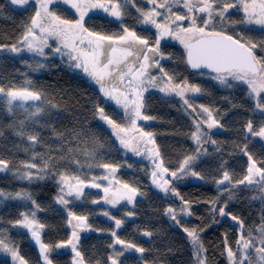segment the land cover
I'll list each match as a JSON object with an SVG mask.
<instances>
[{
    "label": "trees",
    "instance_id": "trees-1",
    "mask_svg": "<svg viewBox=\"0 0 264 264\" xmlns=\"http://www.w3.org/2000/svg\"><path fill=\"white\" fill-rule=\"evenodd\" d=\"M53 8L64 19L76 20L79 17L76 10L69 5L59 4ZM36 9L34 4L18 7L12 5L10 0H0V45L17 44L25 30L24 26L30 23ZM127 13L123 21L115 22L102 9H93V14L85 16V26L90 31L112 35L121 33L123 24L130 30L135 29L139 35L150 34V30L140 28L136 6L127 9ZM229 15L238 20L243 13L231 11ZM226 31L234 36L239 33L257 42L264 40V31L259 27L238 24L235 29L226 26ZM48 44L51 47L44 49L45 56L27 50L19 53L9 52L7 48L0 50V87L20 88L28 86L26 81L30 80L37 90L45 93V101L58 105L52 109L45 104V113L29 118L20 110L9 112L6 103L0 98V159L9 162V170L0 172V190L12 194L27 191L31 194L32 199L42 209L37 210L36 218L45 225L41 232L43 242L56 244L70 238L71 229L66 223V207L55 200L59 194L60 174L76 175L91 181L92 177H102L103 174L96 164L110 163L118 167L111 184L112 191L128 184L144 195H138L134 207H130L125 200L113 206L103 200V188L109 186L103 185L101 179H97L96 183H100L101 188H84V196L80 200L68 197L73 202L67 208L77 214L87 215L88 224L93 229L103 230L80 232L78 248L87 264H110L108 257L114 254V250L109 247V244L114 243L110 234L114 229V221L103 215L105 211L124 220L122 226L115 229L121 239L146 249L143 254L134 250L126 251L119 257L120 264H198L191 238L183 228L203 229L198 234L206 249V264H231L225 238L227 246L237 251V240L242 229L230 216L220 217L218 213H214L209 202L218 198L217 208L227 203L226 213L243 221L246 236L249 230H253L254 237L258 236L256 230L264 222L261 220L264 216V199H261L258 186L241 185L233 189L234 196L229 200L228 193L223 191L224 186L215 183L221 178L223 170H227L234 179L242 178L246 174L248 159L241 151L245 143L258 163L264 160V142L260 137L248 134L245 129L249 120L252 121L254 129L264 125V112L255 107L256 100L249 95L248 86L242 82H234L231 87L221 86L209 78L208 74L195 73L188 69L184 51L176 44L169 43L163 47V51L171 55L165 71L174 74L177 80L187 79L190 84L205 89L206 94L191 97L192 102L212 108L222 125L208 130L211 138L218 144H205L208 154L202 155L193 165L204 179L192 176L172 179V186L185 200L192 202L193 215H178V225L165 214V210L172 207L179 213L182 201L157 188L150 175L153 170L151 161L121 147L106 124L94 115L95 108L99 105L117 122H124L126 118L123 110L110 103L84 76L82 70L80 72L78 68L70 67V63L75 62H70L67 55L53 51L56 47H61L56 37H48ZM63 51L66 50L62 49ZM255 54L258 59L264 58V51L259 47ZM37 63L44 67L33 71ZM144 100L146 107L143 111L155 119L146 123L138 121V124L145 131L155 134L164 166L175 171L183 158L190 155L196 147L191 133L195 131L197 115L191 109L185 110L179 97L165 96L156 88H149L144 93ZM21 121L25 122L23 126ZM20 131L25 135H17ZM33 133L39 136L35 145L27 139V134ZM56 133H63V140ZM217 147L220 151H216ZM69 149L73 151L69 153ZM88 152H92L93 156L87 155ZM49 156L52 159L44 179L22 180L15 174L21 162L36 163L39 167ZM73 159L79 160L80 166L72 163ZM31 171L35 174L37 169ZM165 179L171 178L166 175ZM92 200H99L100 203L93 204ZM33 208L29 200L0 198V233L10 245L18 247L20 255L28 264H41L40 257L30 244L29 232L9 223L18 219L21 212ZM128 212H133L134 215L127 216ZM145 231L151 232L152 236H145ZM120 249L121 246L116 245L115 250ZM73 255L70 248H61L50 253V258L53 264H72ZM0 264L14 262L0 256Z\"/></svg>",
    "mask_w": 264,
    "mask_h": 264
},
{
    "label": "snow or ice",
    "instance_id": "snow-or-ice-1",
    "mask_svg": "<svg viewBox=\"0 0 264 264\" xmlns=\"http://www.w3.org/2000/svg\"><path fill=\"white\" fill-rule=\"evenodd\" d=\"M29 2L30 0H10L12 5L20 6L28 5ZM147 2L152 5L150 9L143 10L136 7V11L140 13L137 17L140 24L151 25L157 30L156 38L151 43L148 38L138 35L135 30H130L123 24H121V33L112 35L90 31L85 26V16L90 9H102L110 16L120 20L125 14L122 9L128 5L135 7V0H36L38 8L34 16L31 17L30 23L24 26L25 30L17 44L0 45V50L7 48L9 52L13 53L27 50L45 56L44 49L51 47L48 44V37H56L60 41L61 47H56L53 51L67 55L70 62H75L70 63V67L82 69L100 85V91L104 97L114 101L123 109V115L126 118L124 122H117L99 105L96 106L94 115L111 128L121 147L137 156H145L151 161L153 170L150 175L152 183L157 188L182 201L179 213L172 207L165 210V214L179 225L178 215H193L192 202L185 200L172 186V179H183L186 176L204 179V176L196 171L193 165L202 155L208 154V150L204 148L205 144L217 145L218 142L211 138L210 131L205 130L203 125H206L208 130L222 127V125L214 115L212 108L195 105L188 95L189 93L193 95L206 94L205 89L199 85L190 84L187 79L177 80L174 74L165 71L161 61L171 59V55L165 56L160 50V42L165 37L178 40L186 50V64L195 70L208 69L215 73L212 78L219 81L221 85L231 87L232 81L246 84L249 95L256 100L255 107L264 112V58L258 59L255 54L258 47L264 51V40L257 42L251 38H245L239 33L234 36L226 31V26L235 29L238 24L258 26L261 31H264V0H147ZM59 4L69 5L75 9L79 14L78 19L68 20L58 15L57 10L52 6ZM179 7L186 9V12L180 14L173 11V8ZM160 9L164 11H160ZM230 10H239L243 16L238 20L232 19L229 15ZM196 13L202 15L198 16ZM184 21L188 22L187 26L184 25ZM62 49L66 51L62 52ZM42 67H44L43 64L37 63L33 71ZM153 68L158 70L159 76L153 75L149 71ZM201 74H203L202 71ZM26 85L28 86L9 89L0 87V98H3L9 112L12 111L14 102L17 101L20 102L18 106L21 108L28 101L39 102V104L33 105L34 111L29 112V118L45 113V104L52 109L58 107L51 101H45V93L37 90L32 85V81H26ZM149 88H156L165 96L179 97L185 110L191 109L197 116L202 117V120L195 123V131L191 133V139L196 147L190 155L183 158L175 171H170L164 166L163 158L155 141V134L145 131L138 124V121L155 119L143 111L146 107L144 93ZM20 123L23 126L25 122L21 121ZM245 129L251 136L264 139V125L254 129L252 121L249 120ZM17 135L24 136L25 133L20 131L17 132ZM56 135L63 140V133H56ZM27 139L35 145L39 141V136L34 133L27 134ZM245 139L247 140L248 136ZM72 151V149L68 150L69 153ZM216 151H220V148L217 147ZM241 151L248 159L246 174L242 178L234 179L227 170H223L221 178L217 179L215 183L218 186H224L223 191L228 193L229 200L234 196L233 189L239 188L241 185L245 187L258 186L261 199H264V166H260L264 165V160L258 163L249 153L247 143L241 147ZM87 155L91 157L93 153L88 152ZM51 159L52 157L49 156L39 167L36 163L21 162V166L15 174L22 180L44 179L45 174L49 171ZM72 163L80 166L79 160L73 159ZM95 166L106 169L108 175L93 177L91 181H87L76 175L60 174L59 194L55 200L58 204L66 207V223L70 227L71 233L70 238L66 241L56 244L45 243L41 239V232L45 225L36 218V212L42 209L32 199L30 193L22 191L12 194L0 190V198L29 200L34 206L30 211L21 212L18 219L9 221V223L13 227L24 228L31 234V238L39 245L43 264H53L50 253L61 248H70L74 253L72 264H86L84 255L78 248L80 232L103 230L93 229L88 224L87 215L77 214L67 206L73 202L68 197L80 200L84 196V188H101L102 185L94 181L97 179L108 180L109 176L114 177L118 170L117 166L110 163H99ZM221 168H223V163ZM32 169H37V172L34 174ZM6 170H9V162L0 159V172ZM166 175L171 179H165ZM103 192L104 202L113 206L120 203L121 200L134 203L136 195H144L137 188L128 184L121 185L115 191L111 190L110 185L104 187ZM91 203L98 204L100 201L92 200ZM209 203L212 204L214 213H218L220 217L230 216L232 220L237 221L238 226L242 229L237 240V251H233L231 246H227L225 238L226 251L231 264H264V222L260 223L256 230L259 233L258 236H253V230H249L246 236L243 231V221L237 216L226 213L227 203L219 208L216 207L219 203L218 198ZM103 215L114 221V229L110 232L114 243L109 244V247L114 250V254L108 257L110 264H120L119 257L128 250H134L141 254L146 251L143 247L121 239L117 235L115 229H119L124 220L111 216L108 211L103 212ZM126 215L132 216L134 213L128 212ZM261 220L264 221V216L261 217ZM183 231L191 238L192 245L196 249L198 264H206L205 258H201V252L206 249H204L198 234L203 229L183 228ZM143 234L152 236V233L147 231ZM116 245H120L121 249L115 250ZM0 252L9 254L14 264H28V261L20 255L18 247L10 245L2 233H0Z\"/></svg>",
    "mask_w": 264,
    "mask_h": 264
},
{
    "label": "flooded vegetation",
    "instance_id": "flooded-vegetation-1",
    "mask_svg": "<svg viewBox=\"0 0 264 264\" xmlns=\"http://www.w3.org/2000/svg\"><path fill=\"white\" fill-rule=\"evenodd\" d=\"M140 2H141V3H140ZM138 3H139V7H140L141 9H143V10H148V9H150V8L152 7V5L149 4V3L147 2V0H135V6H136V7H137V4H138ZM29 4H34V5L38 8V5L36 4V0H30ZM131 7H133V6H132V5H128V6L125 8L126 10L124 9V10H125V11H124L125 14L123 15V17H122L120 20L116 19L115 17L110 16L108 13L104 12L103 10H102V12L105 13V14H107L111 20H113V21H115V22H120V21H123V20L125 19V15L128 14V13H127V9H130ZM94 10L97 11V9H94ZM160 11H164V10H163V9H160ZM173 11H176V12H179L180 14H183L184 12H186V9H183L182 7H179V8H173ZM231 11H239V10H231ZM231 11H230V12H231ZM239 12H241V11H239ZM241 13H242V12H241ZM139 15H140V13H139ZM196 15L199 16V15H202V14H200V13H196ZM183 23H184L185 26H187V24H188L187 21H184ZM139 26H140V28L147 29V30H150V31H151L150 34H143V35H141V36L148 38L150 43H151L152 41L155 40L157 30H156L153 26H151V25H142V24H140V23H139ZM217 27H219V25H218ZM253 27H256V26L253 25ZM257 27H258V26H257ZM133 30H135V29H133ZM135 31H136V30H135ZM136 32H137V31H136ZM116 34H120V33H116ZM138 35H139V34H138ZM231 35H232V34H231ZM169 43L176 44L178 47H180V48L184 51L185 60H186V50L184 49L183 45H182L178 40H176V39H174V38H172V37H165V38L162 39L161 42H160V50L165 54V56H168L169 54H167V53H165V52L163 51V47H164L165 45L169 44ZM170 60H171V59H165V60H162V61H161V64L163 65L164 69H165V65H166V63H168ZM187 67H188V69H191L190 66L187 65ZM149 71H150L153 75H156V76H159V75H160V73L158 72V70H156L155 68L150 69ZM206 74H208V73H206ZM210 75H211V76H215V73L208 74L207 76H210ZM86 78H87V77H86ZM87 79H88V78H87ZM211 79H213V78L211 77ZM88 80H89V79H88ZM213 80H215V79H213ZM215 81L219 83V81H217V80H215ZM93 82H94V80H93ZM93 86H94V87H97V88L100 90V88L98 87V84L93 83ZM105 98H106V97H105ZM108 100H109V99H108ZM109 101H110V100H109ZM112 103H113V102H112ZM115 106L118 107L119 109H122V108H120L118 105H115ZM122 110H123V109H122Z\"/></svg>",
    "mask_w": 264,
    "mask_h": 264
},
{
    "label": "rangeland",
    "instance_id": "rangeland-1",
    "mask_svg": "<svg viewBox=\"0 0 264 264\" xmlns=\"http://www.w3.org/2000/svg\"><path fill=\"white\" fill-rule=\"evenodd\" d=\"M18 7H20V5H17ZM23 6H25V5H23ZM52 7H54V5L52 6ZM125 9V8H124ZM124 9H122L123 11H124ZM231 11V10H230ZM93 14V9H90L89 11H88V13H87V16H89V14ZM257 27V26H256ZM218 29H219V27H218ZM80 72H81V70L82 69H78ZM82 72H83V70H82ZM83 74H84V76L85 77H87L88 79H89V81H90V83L91 84H93V83H96L95 81L93 82V80L86 74V73H84L83 72ZM209 78H211V77H213V76H208ZM234 82H240V81H232L231 83H234ZM97 84V83H96ZM219 85H221L220 83H218ZM222 86V85H221ZM98 87L100 88V85L98 84ZM103 94V93H102ZM190 97H194V96H196V95H193V94H191V93H189L188 94ZM3 99V98H2ZM110 103L111 102H113L114 104H115V102L114 101H109ZM19 101H17V102H14V105H13V109H12V111L11 112H14V111H18V110H20V111H23L24 113H25V115L26 116H28L29 117V112H31V111H34V107H33V105L34 104H39V102H32V101H28V102H26L25 103V106L23 107V108H21V107H19L18 105H19ZM116 105V104H115ZM8 107V106H7ZM25 109H28V111H25ZM40 116V115H39ZM38 117V116H37ZM33 118H36V117H33ZM196 118V121H199V118H201V117H198V116H196L195 117ZM142 123H146L147 121H141ZM107 126V128L112 132V130H111V128L108 126V125H106ZM203 127H204V129L205 130H207L208 131V129H207V126L206 125H203ZM261 140L264 142V139H262L261 138ZM102 169V168H101ZM100 169V170H101ZM102 171H103V174H102V176H105V175H108V171L106 170V169H102ZM93 178V177H92ZM92 178H91V180H92ZM97 181V180H96ZM96 181H94V182H96ZM112 181H113V176H109V179L108 180H100V182L103 184V185H105V186H110L111 184H112ZM137 198H138V195H136V197H135V201L137 200ZM122 201V200H121ZM135 201H134V203H128L127 201H125L126 203H128V205L130 206V207H134V205H135ZM259 245L257 244V247H258ZM194 251H195V255H196V249L194 248ZM251 251V250H250ZM0 256H5L6 258H10V259H12L11 258V256L9 255V254H7V253H4V252H0ZM197 257V256H196ZM201 258H204V252H201Z\"/></svg>",
    "mask_w": 264,
    "mask_h": 264
},
{
    "label": "water",
    "instance_id": "water-1",
    "mask_svg": "<svg viewBox=\"0 0 264 264\" xmlns=\"http://www.w3.org/2000/svg\"><path fill=\"white\" fill-rule=\"evenodd\" d=\"M191 68V67H190ZM192 72H195V73H201V71L203 73H208V74H212V72L208 69H204V70H195V69H190ZM29 237V241H30V244L33 246L35 252L37 253V255L40 257V252H39V245L36 244V242L31 238V234L29 233L28 235ZM41 239H42V234H41ZM74 257V255H73ZM40 260H41V264H43V261H42V258L40 257ZM72 262H73V259H72ZM87 264V263H86Z\"/></svg>",
    "mask_w": 264,
    "mask_h": 264
}]
</instances>
